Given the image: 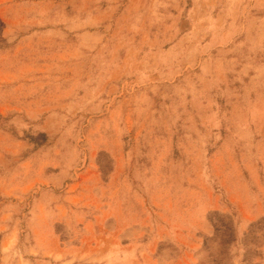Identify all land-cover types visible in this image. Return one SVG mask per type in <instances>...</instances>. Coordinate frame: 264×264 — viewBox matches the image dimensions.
<instances>
[{
    "label": "rangeland",
    "instance_id": "374dc122",
    "mask_svg": "<svg viewBox=\"0 0 264 264\" xmlns=\"http://www.w3.org/2000/svg\"><path fill=\"white\" fill-rule=\"evenodd\" d=\"M0 264H264V0H0Z\"/></svg>",
    "mask_w": 264,
    "mask_h": 264
}]
</instances>
